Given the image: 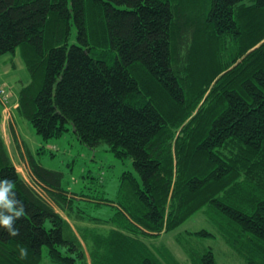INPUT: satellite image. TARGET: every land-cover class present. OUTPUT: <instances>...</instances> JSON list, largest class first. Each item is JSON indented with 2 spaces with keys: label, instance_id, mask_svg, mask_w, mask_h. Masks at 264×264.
<instances>
[{
  "label": "trees",
  "instance_id": "trees-1",
  "mask_svg": "<svg viewBox=\"0 0 264 264\" xmlns=\"http://www.w3.org/2000/svg\"><path fill=\"white\" fill-rule=\"evenodd\" d=\"M17 47L16 110L35 132L71 129L135 173L102 199L111 215L86 216L25 150L28 183L0 131V179L25 206L19 235L0 228V264H217L200 239L215 236L264 264V0H0V56ZM196 213L211 230L176 232L182 260L145 242Z\"/></svg>",
  "mask_w": 264,
  "mask_h": 264
},
{
  "label": "rangeland",
  "instance_id": "rangeland-1",
  "mask_svg": "<svg viewBox=\"0 0 264 264\" xmlns=\"http://www.w3.org/2000/svg\"><path fill=\"white\" fill-rule=\"evenodd\" d=\"M72 39L73 32L70 36V40ZM18 52L19 47L14 53H6L0 56V84L3 83L8 92V103L11 107L15 104V100L17 106L18 91L21 85L28 80V72ZM13 115L7 124L0 125L2 127L0 131L9 147L8 150L19 174L28 183H32L34 179L29 174L25 150L29 151L35 161L43 167L60 171L62 174L61 185L69 194L83 195L81 200L79 197H75L74 203L83 210L86 216L106 219L114 212L112 206L102 199H115L119 177L123 171L128 170L135 173L129 158L119 159L115 157L104 143L96 148H89L76 138L71 129L63 132L60 136L43 139L17 110L13 109ZM14 130H16L15 133ZM12 131L22 146L18 145L17 147V141L14 140ZM97 201L101 202L97 204ZM56 209L66 217L64 212L57 207ZM67 219L76 231H78L77 225L88 226L89 228L96 225L74 218L68 217ZM204 227L211 230L204 217L200 213H196L173 232L161 233L157 237H145L144 240L153 246L166 247L182 260L184 255L176 244L174 235L177 231L184 229L196 230ZM200 239L201 243L212 249L217 264H244L243 260L224 243L220 236ZM85 250L88 252L86 246ZM42 264L52 263L47 258H43Z\"/></svg>",
  "mask_w": 264,
  "mask_h": 264
},
{
  "label": "clouds",
  "instance_id": "clouds-1",
  "mask_svg": "<svg viewBox=\"0 0 264 264\" xmlns=\"http://www.w3.org/2000/svg\"><path fill=\"white\" fill-rule=\"evenodd\" d=\"M24 215L25 206L17 198L14 181L7 178L0 179V228L5 229L10 236L19 235V230L15 227V224ZM19 255L21 259L27 258V248L21 247Z\"/></svg>",
  "mask_w": 264,
  "mask_h": 264
},
{
  "label": "crops",
  "instance_id": "crops-1",
  "mask_svg": "<svg viewBox=\"0 0 264 264\" xmlns=\"http://www.w3.org/2000/svg\"><path fill=\"white\" fill-rule=\"evenodd\" d=\"M14 102L16 104V100ZM15 104L12 107H9V111L3 109L1 120H0V125L7 124V122L11 120V117L14 116L13 115V109L16 110ZM0 129L2 130V127H0Z\"/></svg>",
  "mask_w": 264,
  "mask_h": 264
},
{
  "label": "built area",
  "instance_id": "built-area-1",
  "mask_svg": "<svg viewBox=\"0 0 264 264\" xmlns=\"http://www.w3.org/2000/svg\"><path fill=\"white\" fill-rule=\"evenodd\" d=\"M8 93L3 84H0V102L5 106L8 103Z\"/></svg>",
  "mask_w": 264,
  "mask_h": 264
}]
</instances>
